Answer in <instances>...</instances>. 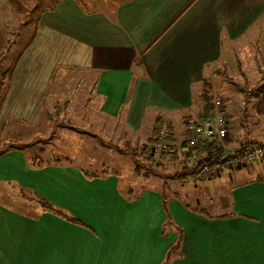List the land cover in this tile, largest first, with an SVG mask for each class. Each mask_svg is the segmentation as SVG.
Here are the masks:
<instances>
[{"label":"crops","instance_id":"crops-1","mask_svg":"<svg viewBox=\"0 0 264 264\" xmlns=\"http://www.w3.org/2000/svg\"><path fill=\"white\" fill-rule=\"evenodd\" d=\"M48 1L4 70L0 188L17 195L22 211L0 203V264H264V155L260 164L199 181L218 196L215 206L198 209L153 190L124 193L123 177L112 171L88 174L61 158L33 161L26 135H5L10 126L35 128L51 83L64 79L87 86L99 116L123 127L127 141L143 146L165 123L172 134L165 160L190 174L199 159L180 149L194 136L186 120L204 116L203 85L222 74L228 58L236 68L243 67L239 54L256 61L262 77L253 115L264 129V0ZM224 105L228 148L257 141L230 130Z\"/></svg>","mask_w":264,"mask_h":264},{"label":"rangeland","instance_id":"rangeland-1","mask_svg":"<svg viewBox=\"0 0 264 264\" xmlns=\"http://www.w3.org/2000/svg\"><path fill=\"white\" fill-rule=\"evenodd\" d=\"M47 1L10 0L8 4L0 5V55L3 54L0 56V95L6 84V78L1 73L10 67L20 49L28 42L37 14L48 5ZM238 57L240 65L243 64L242 68H236L235 59L228 58L222 74L211 78L210 86L203 85V90H207L210 97L223 99V104L226 105L227 102L226 107L230 106L232 114L229 122L233 133H239L236 134L238 137L243 135L246 139H254L264 145V129H260L261 123H257L253 115L258 79L262 76L258 74L255 60L246 59V56L240 54ZM246 60L250 62L245 63ZM258 61L264 62V58L260 56ZM55 82L51 83L50 95L43 104L41 118L35 128L17 129L10 126L5 131L7 137L15 131L26 135L24 140L31 143L27 153L33 161L40 162L48 157L60 161L61 158L63 162L72 163L88 174H98L102 170L108 173L112 171L123 177L118 187L124 193L128 192V188L133 194L142 190H153L166 193L170 197H178L184 204L198 209H209L210 205L217 204L218 193H208L202 187L203 182H192L188 168L182 167L180 163L169 165L165 160L163 164L155 163L149 168L140 157L135 158L129 149L140 144L131 139L127 141L129 137L127 138L123 127L116 128V124L99 116L87 86L73 88L64 79ZM53 86L58 88L55 91L57 98L51 96L54 93ZM179 170L182 176H177L176 172ZM221 175L227 176V173L223 172ZM2 191L0 188L3 201L0 203L15 211H22L18 206L21 201L16 199L17 195H9L8 190L3 194Z\"/></svg>","mask_w":264,"mask_h":264},{"label":"built area","instance_id":"built-area-1","mask_svg":"<svg viewBox=\"0 0 264 264\" xmlns=\"http://www.w3.org/2000/svg\"><path fill=\"white\" fill-rule=\"evenodd\" d=\"M210 106L214 109L212 116L189 117L186 120V127L193 132L194 136L186 141L189 149L195 146V139L203 140L213 138L221 146L228 148V120L222 102L219 97L210 99ZM172 134L168 126L161 122L155 127L153 142L148 147V156L151 162L163 164L166 155L170 151V141ZM241 150L232 154L224 160L214 163L202 164L189 174L190 180L194 183L207 178L221 175L229 170L242 168L243 166L259 164L264 155V148L257 143H244L236 146Z\"/></svg>","mask_w":264,"mask_h":264},{"label":"trees","instance_id":"trees-1","mask_svg":"<svg viewBox=\"0 0 264 264\" xmlns=\"http://www.w3.org/2000/svg\"><path fill=\"white\" fill-rule=\"evenodd\" d=\"M2 55H0V56L2 57ZM6 73H7L6 71H3L1 73L3 78L6 75ZM256 96H257V94L255 95V97ZM201 98H202L201 114H203L204 116L211 115L212 114V107L210 106V102H209L211 97L207 93V90L203 91ZM222 107H223V104H222ZM156 126H157V124H156ZM154 133H155V128L152 131L151 136L148 139V141H146L145 145L135 146L134 148L129 149L132 152L133 156H135V158L140 157L141 160L145 162V165L149 168H152V166L155 165V163L150 161L149 156H148V147L153 142ZM199 141H200V143L198 145L195 144L193 149H189L185 143H182L180 145V149L184 150L183 151V152H185L184 155H186L187 157L198 156V159H199L198 163L199 164L196 168H198L202 164L214 163V162L219 161V160H224V159L228 158L229 156H231L232 154H235V153L241 151V150H237L235 148H225V147L221 146L213 138H209V139L207 138V139H203V140H199ZM253 143H257L264 148V145L260 142H257V141L254 142L253 141ZM48 162H51V159L49 157L46 160L40 161V163H42V164H45ZM37 203L43 209L50 211L56 215L61 216L63 219H65L68 222L79 223V221L77 219L66 215L65 213H63L60 210L53 207L49 202H47L41 198H37ZM176 248H177V244L174 245L173 247H171V249L169 250V252L167 254L166 259H168V257H170V255L172 254L173 251L176 250Z\"/></svg>","mask_w":264,"mask_h":264}]
</instances>
